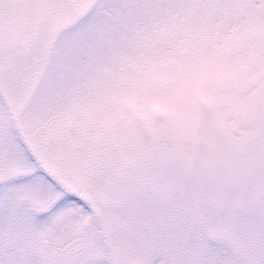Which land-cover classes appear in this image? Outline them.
I'll return each mask as SVG.
<instances>
[{
    "label": "rangeland",
    "instance_id": "obj_1",
    "mask_svg": "<svg viewBox=\"0 0 264 264\" xmlns=\"http://www.w3.org/2000/svg\"><path fill=\"white\" fill-rule=\"evenodd\" d=\"M263 61L264 0H0V122L31 115L100 202L93 264H264ZM5 188L0 264L67 259Z\"/></svg>",
    "mask_w": 264,
    "mask_h": 264
},
{
    "label": "snow or ice",
    "instance_id": "obj_2",
    "mask_svg": "<svg viewBox=\"0 0 264 264\" xmlns=\"http://www.w3.org/2000/svg\"><path fill=\"white\" fill-rule=\"evenodd\" d=\"M35 126L36 120L31 115L15 124L0 122V185H5L9 193L4 198L7 209L29 213L28 219L33 224L48 222L47 233L51 238L60 231L69 236V256L58 264H93L81 243L96 245L97 218L105 215L104 209L82 181L77 180L74 185L68 178V166L51 148L39 143L41 138L33 132ZM29 151L32 155L28 159L33 166L26 170L21 158ZM25 174L32 179L17 182ZM5 264L20 262L10 260Z\"/></svg>",
    "mask_w": 264,
    "mask_h": 264
},
{
    "label": "clouds",
    "instance_id": "obj_3",
    "mask_svg": "<svg viewBox=\"0 0 264 264\" xmlns=\"http://www.w3.org/2000/svg\"><path fill=\"white\" fill-rule=\"evenodd\" d=\"M143 99V95L142 94H137L135 96H127L124 98V102L131 104V105H135L137 100H142ZM147 109L148 111H150L153 115L158 116L160 114V112L162 111V105L161 102L157 99H152L148 105H147Z\"/></svg>",
    "mask_w": 264,
    "mask_h": 264
},
{
    "label": "bare ground",
    "instance_id": "obj_4",
    "mask_svg": "<svg viewBox=\"0 0 264 264\" xmlns=\"http://www.w3.org/2000/svg\"><path fill=\"white\" fill-rule=\"evenodd\" d=\"M72 207L74 206V205H71Z\"/></svg>",
    "mask_w": 264,
    "mask_h": 264
}]
</instances>
